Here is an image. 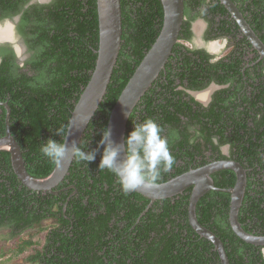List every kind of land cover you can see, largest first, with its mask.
Segmentation results:
<instances>
[{
	"label": "trees",
	"instance_id": "trees-1",
	"mask_svg": "<svg viewBox=\"0 0 264 264\" xmlns=\"http://www.w3.org/2000/svg\"><path fill=\"white\" fill-rule=\"evenodd\" d=\"M27 1L19 0L24 4ZM233 1L238 4L243 0ZM19 2L17 5L14 0H0L2 17L21 12ZM184 4L188 21L183 25L180 42L165 71L131 114L125 140L133 125L147 118L154 119L164 132H170L169 146L175 163L167 171L161 169L157 183L206 164L194 162L196 154L204 151L201 146L210 143L212 133L221 138V145L231 143L236 149L232 159L244 168L250 149L253 171L247 173L239 222L246 232L264 236V82L255 90L256 94L252 92L244 99L248 104L245 111H236V105L232 112L222 105L231 98L224 97L227 89L219 92L208 108L186 93L188 88L202 90L212 81L226 83L234 79L238 81L233 86L236 97L242 64L239 57L233 56L210 64L207 53L181 45L191 40L194 19L209 20L210 39L215 33L214 17L228 14L218 0H184ZM251 5L249 23L264 42V1L252 0ZM121 6L123 35L118 61L103 102L79 145L85 151L97 150L95 161L87 163L75 158L61 184L66 182L65 187H72L57 194H44L24 186L12 168L10 153L0 151V230H11L3 238L31 233L29 239L14 241V247L6 254L10 259L35 245L39 247L33 238L48 228L46 231H52L45 246L29 256V264H221L214 245L190 225L188 205L192 187L149 207L150 199L136 192L125 193L111 171L99 168L103 148L98 145L112 109L157 40L164 19L161 0H121ZM193 11L196 13L191 15ZM209 16L212 18L208 19ZM21 22L19 30L26 36L32 55L24 67L17 65L12 50L0 56V103H6L11 110L10 131L21 148L28 173L46 178L56 165L41 153V145L50 138L65 141L72 113L96 66L97 0H53L49 5H35L24 11ZM234 34L233 27H226V19H222L214 36ZM7 113L6 107L0 106V138L6 135ZM245 117L254 119L253 127L244 123ZM197 124L199 134L194 135L190 126ZM60 128L64 129L62 137L55 135ZM228 130L234 134L231 140L225 138ZM178 160L186 164L177 168ZM213 179L215 186L223 190L236 183L232 170H221ZM230 202L229 193L209 191L198 202V221L220 238L230 264H264V246L246 243L233 232L229 223ZM50 220H56V224L44 227L43 222Z\"/></svg>",
	"mask_w": 264,
	"mask_h": 264
},
{
	"label": "water",
	"instance_id": "water-1",
	"mask_svg": "<svg viewBox=\"0 0 264 264\" xmlns=\"http://www.w3.org/2000/svg\"><path fill=\"white\" fill-rule=\"evenodd\" d=\"M232 18L236 21L242 33L251 45L264 57V43L255 34L243 14L232 0H219ZM164 19L160 34L150 50L137 67L134 75L122 91L110 114L107 128L111 130V139L116 144L125 142L127 124L135 107L154 82L165 71L166 65L173 55L175 46L179 43L185 21L184 0H161ZM99 20V47L95 69L88 85L84 88L72 113L65 141L68 144V159L46 178L31 176L25 165L21 148L10 131V108L6 103H0L7 109L6 135L0 138V151L11 155L12 168L18 179L28 189L36 192H52L64 182L69 174L75 157L71 155L72 143L80 145L85 131L95 116L107 93L114 69L116 67L122 46L123 23L121 0H97ZM124 152H121V159ZM221 170H232L236 175V183L230 189H219L215 186L212 174ZM247 172L234 160H222L192 169L164 183H157L153 188H140L136 193L150 199H171L183 194L192 187L188 205V216L191 227L202 238L207 239L218 252L221 264H230L224 244L212 231L200 224L197 218L198 202L209 191H224L231 195L229 223L235 235L246 243L264 246V236L246 232L239 222V212L243 204L247 188Z\"/></svg>",
	"mask_w": 264,
	"mask_h": 264
},
{
	"label": "flooded vegetation",
	"instance_id": "flooded-vegetation-1",
	"mask_svg": "<svg viewBox=\"0 0 264 264\" xmlns=\"http://www.w3.org/2000/svg\"><path fill=\"white\" fill-rule=\"evenodd\" d=\"M52 1L53 0H28L27 3L24 4L22 2H19V0L18 1L14 0V4L18 5L17 2H19V4H21V5H19V6H21V12H19L16 15L10 16V17H2V15L0 14V32L3 33V35L0 36V49H2V53L0 54L1 57L7 55L8 52L10 50H12L14 52L15 59H16L15 62L17 63V65L19 67H24L26 65V63L29 61V59L32 55V52L30 51V49L28 47L26 36H24L19 30V28L21 27V23H22L21 21L23 19L24 11L26 9L32 7V6H35V5H49ZM261 1H264V0H261ZM251 2H252V0H243L242 2H238V4H236L234 2L248 23H249V19L252 18V12H251L252 5L250 6ZM252 9H253V7H252ZM202 10L205 13L206 7H204ZM195 13L196 12L193 11L191 13V15H194ZM261 15H264V12H262ZM211 18H212L211 16L208 17V19H211ZM199 19L200 18H196L191 22V26H190L191 40L186 41V42L183 41L181 43V45L184 44L186 47H188L191 50H199V51H203V52L207 53L210 56L209 63L214 64V65L219 63L221 60H225L226 58H229L232 56H233L232 58L239 57L241 64H242V69H241L242 74H241L240 84H239V87H238V90L236 93V97H233V92L236 89L233 86H234V83L237 84L238 81H234V79L229 80L226 83L225 82L218 83V82L212 81L210 84L207 85V87H205L202 90H190L188 88V89H185V91L191 97L195 98V100L197 102H199L202 105V107L208 108L210 106V104L212 102H214V100H217L218 97L216 95L219 92H221L223 89H227V94L224 97L229 98L228 96H230L231 98H229V100H227L226 102H222V105L228 106V108L230 107L232 112H233V108H235L236 105L238 106L236 111H242V110L245 111V108H247L248 104L244 102V99L246 97L250 96L252 94V92H254V94H256L255 90L257 88H260V85L264 82V57H262L259 54V52L256 51V49L251 45V43L248 41V39L242 33V31L240 30L236 21L232 18V16L229 14V12H228L227 16H225V17H223L221 15H217L214 17L216 24H214V27H213L214 30L213 31L216 33L217 28L219 27V24H221V20L226 19V27H228V28L231 27V29L233 27V32L235 34L232 36L231 35L214 36L215 33H213L214 35H211L210 39H208L207 35H208V32L211 30V23L209 22V20H207L205 18H201L205 22V27L204 26L200 27L198 24L197 25L195 24V22ZM186 21H188V19L185 17L184 23ZM249 25H250V23H249ZM251 28L253 29L252 26H251ZM253 31L255 32L254 29H253ZM255 34L260 38V36L256 32H255ZM234 36H236L235 37L236 42H233V40H232ZM211 37L213 39H211ZM245 40H247V42L251 46H249V44H247V42H245ZM215 41H222L223 43H226L227 45L219 46V44L217 45V44L213 43ZM226 47H230L231 50L229 52H227L225 55H220V54L218 55V53H216V51L219 48L221 50L222 48H226ZM21 51H24L25 55H27L24 60H22L20 58V52ZM238 80H239V78H238ZM176 82L178 83L179 80ZM178 89L183 90V88H178ZM249 113H250V109H249ZM253 120L254 119H251L250 117H245L244 123L253 127V125H252V124H254ZM199 130H200V126L198 124L190 126V132L194 135H198ZM169 134H170V132H164L163 135L168 137ZM213 134L214 133H212V135H211L212 137H211L210 143L206 142L205 145L201 146V148L204 151L201 154H196V158H195V162H194L195 165L196 164H202L203 162H206V164L201 165L199 167H197V166L192 167V168H190V170L200 168V167H204L206 165L212 164L214 162L222 161V160H233L232 159V158H234L233 154H236L235 153L236 149L235 148L233 149L230 142L224 143L221 145V143L219 141L221 138L217 134H214V135ZM233 135L234 134L230 133V131L228 130L225 133V136H226L225 138L228 137V140H231V136L233 138ZM248 146H249V144H248ZM215 148H218L219 152H216ZM250 152H251V154H253V152L249 149V151L247 152L246 161L244 163L246 165L245 170L247 173L253 171V167L251 166V164L253 162L252 158L249 160V158L252 157V156H249ZM185 164L186 163H184L182 160H178L176 167L178 168V167H181ZM190 170H188V171H190ZM172 172H175V170H173ZM217 172H219V171H217ZM217 172H215V173H217ZM214 174H212V178H213ZM61 184L59 186L55 187L52 192H50V191H45V192L36 191V193L46 194L47 192H50V193L57 194L59 191H63V190H66V189H69L70 187H72V185L65 187V185L67 184L66 182L63 185H61ZM56 189H58V190H56ZM156 201H160V200H156ZM154 203L155 202L151 203V201H150L149 207H152ZM50 221H51V225L56 224V220H50ZM44 223H46V222H43V224ZM51 231H52V229H49L48 231H46V233H44L43 237H41L42 240L39 241V244H40L39 247L37 245H35L33 248L31 247L32 249H30L31 250L29 253L30 255L35 254L36 251L42 250V248L46 244V241L48 239V235ZM10 232H11L10 229H5L3 231L0 230V245L1 246H3L4 244H8L12 241L14 242L17 240L18 241L22 240V238L24 239V237L27 234H29V232L27 231V232H23V233L19 234L17 238H9V239L3 238V235H6L7 233H10ZM41 234H43V232ZM41 234H39V235H41ZM39 235H36V236H39ZM213 250L216 251L215 248ZM27 251H29V249ZM27 251H25L23 254H25ZM30 255L25 256L23 259V261L27 264H29V263L26 260L29 258ZM38 264H41V262H38Z\"/></svg>",
	"mask_w": 264,
	"mask_h": 264
},
{
	"label": "clouds",
	"instance_id": "clouds-1",
	"mask_svg": "<svg viewBox=\"0 0 264 264\" xmlns=\"http://www.w3.org/2000/svg\"><path fill=\"white\" fill-rule=\"evenodd\" d=\"M63 131V128L57 129L55 135L62 137ZM163 132L161 125L154 119L147 118L141 123L134 124L124 144L120 145L112 141L111 130L106 128L98 145L103 148L99 168L111 171L125 193L135 192L142 187H156L161 169L167 171L175 163L169 138L163 135ZM40 150L57 167L69 158V147L63 140L57 142L50 138L41 145ZM71 155L79 161L89 163L95 161L97 150L85 151L73 142Z\"/></svg>",
	"mask_w": 264,
	"mask_h": 264
},
{
	"label": "rangeland",
	"instance_id": "rangeland-1",
	"mask_svg": "<svg viewBox=\"0 0 264 264\" xmlns=\"http://www.w3.org/2000/svg\"><path fill=\"white\" fill-rule=\"evenodd\" d=\"M195 24L197 25H199L200 27L201 26H204L205 27V22L200 18L199 20H197L196 22H195ZM200 39V38H199ZM213 43H215V44H219V46H221V45H227L226 43H223L222 41H215V42H213ZM231 50V48L230 47H226V48H222L221 50H220V48L216 51V53H218V55L220 54V55H225L227 52H229ZM219 51V52H218ZM27 55H25V52L24 51H21L20 52V58L22 59V60H24L25 59V57H26ZM44 225V227H50L51 226V221H48V222H46V223H44L43 224ZM48 229V228H47ZM46 229V230H47ZM46 230L43 232V234H41V235H39V236H34V238H33V240L34 241H41L42 240V238L41 237H43V235H44V233H46ZM30 235H31V233H29V234H27L25 237H24V239H29V237H30ZM23 239V238H22ZM14 242L12 241V242H10V243H8V244H4L3 246H1L0 245V264H27V263H25L24 261H23V259H24V257L25 256H27V255H30L29 253H30V249H32V248H30L29 249V251H27L25 254H23V255H20V256H18V257H10V259H9V256L6 254V251L9 249V248H12V247H14Z\"/></svg>",
	"mask_w": 264,
	"mask_h": 264
},
{
	"label": "bare ground",
	"instance_id": "bare-ground-1",
	"mask_svg": "<svg viewBox=\"0 0 264 264\" xmlns=\"http://www.w3.org/2000/svg\"><path fill=\"white\" fill-rule=\"evenodd\" d=\"M2 35H3V33L0 32V36H2ZM213 48H214V47H213Z\"/></svg>",
	"mask_w": 264,
	"mask_h": 264
}]
</instances>
